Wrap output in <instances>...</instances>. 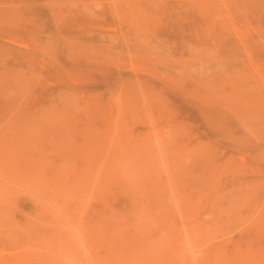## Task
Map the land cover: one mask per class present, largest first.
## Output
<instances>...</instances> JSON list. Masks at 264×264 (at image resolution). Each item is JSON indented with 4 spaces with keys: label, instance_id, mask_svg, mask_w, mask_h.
Instances as JSON below:
<instances>
[{
    "label": "rangeland",
    "instance_id": "374dc122",
    "mask_svg": "<svg viewBox=\"0 0 264 264\" xmlns=\"http://www.w3.org/2000/svg\"><path fill=\"white\" fill-rule=\"evenodd\" d=\"M263 79L264 0H0V264H264Z\"/></svg>",
    "mask_w": 264,
    "mask_h": 264
},
{
    "label": "bare ground",
    "instance_id": "6f19581e",
    "mask_svg": "<svg viewBox=\"0 0 264 264\" xmlns=\"http://www.w3.org/2000/svg\"><path fill=\"white\" fill-rule=\"evenodd\" d=\"M260 55H261V54H260ZM258 59H259V58H258ZM247 62H248V61H247ZM251 64H252V62H251ZM248 65L250 66V64H248ZM259 65H260V64H259ZM249 68H250V67H249ZM253 70H254V69H253ZM137 71H138V70H137ZM250 71H251V70H250ZM258 73H259V72H258ZM255 77H257V76H255ZM262 77H263V75H262ZM262 77H261V78H262ZM257 79H258V78H257ZM259 79H260V77H259ZM263 80H264V79H263ZM259 82H260V81H259ZM261 82H262V81H261ZM261 82H260V83H261ZM260 83H259V84H260ZM262 85H263V83H262ZM262 85H261V86H262ZM263 87H264V85H263ZM237 158H238V157H237ZM245 162H246V161H245ZM98 170H99V169H98ZM71 172H72V171H71ZM82 182H83V181H82ZM124 184H125V183H124ZM102 187H103V186H102ZM73 231H74V230H73ZM78 236H79V235H78Z\"/></svg>",
    "mask_w": 264,
    "mask_h": 264
}]
</instances>
